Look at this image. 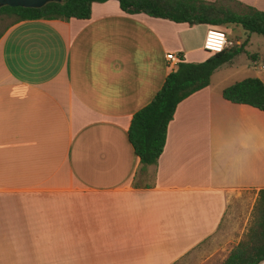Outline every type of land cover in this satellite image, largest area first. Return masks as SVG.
<instances>
[{
    "label": "crops",
    "instance_id": "0c3cea01",
    "mask_svg": "<svg viewBox=\"0 0 264 264\" xmlns=\"http://www.w3.org/2000/svg\"><path fill=\"white\" fill-rule=\"evenodd\" d=\"M237 1L264 11V0ZM206 29L107 0L86 19L5 31L0 264H221L240 238L219 243L230 198L264 188V111L224 100L209 80L175 106L154 164L126 136L175 68L166 54H211Z\"/></svg>",
    "mask_w": 264,
    "mask_h": 264
},
{
    "label": "trees",
    "instance_id": "16d2710c",
    "mask_svg": "<svg viewBox=\"0 0 264 264\" xmlns=\"http://www.w3.org/2000/svg\"><path fill=\"white\" fill-rule=\"evenodd\" d=\"M107 0H60L38 8L0 6V37L12 25L27 20L86 19L90 4ZM127 14L143 13L149 17L206 25L225 31L227 26L239 27L245 38L237 44L211 53L201 62H185L181 58L164 78L151 100L130 118L127 141L142 165L154 164L161 153L165 129L177 103L207 86L213 71L245 53L249 34L264 37V11L237 0H115ZM226 34V31H225ZM253 60V54H247ZM221 97L234 104H244L264 111V85L258 78H245L221 90ZM252 222L238 242L228 251L221 264H259L264 260V188L256 191L251 207Z\"/></svg>",
    "mask_w": 264,
    "mask_h": 264
},
{
    "label": "rangeland",
    "instance_id": "374dc122",
    "mask_svg": "<svg viewBox=\"0 0 264 264\" xmlns=\"http://www.w3.org/2000/svg\"><path fill=\"white\" fill-rule=\"evenodd\" d=\"M4 22H0V28ZM226 37L232 43L243 42L242 30L236 26H227ZM245 53L234 56L230 63L221 65L211 74L209 80L212 86H228L236 81L245 78H258L264 85V37L255 33L249 34L248 43L244 46ZM247 54L258 56L257 63L253 64ZM254 191L242 192L236 198L231 197L228 202L229 210L223 221H228L232 231L224 234L219 239V243L231 240L236 241L245 233L247 227L251 224V207L255 199ZM219 234H223L218 232Z\"/></svg>",
    "mask_w": 264,
    "mask_h": 264
},
{
    "label": "built area",
    "instance_id": "2783aa9c",
    "mask_svg": "<svg viewBox=\"0 0 264 264\" xmlns=\"http://www.w3.org/2000/svg\"><path fill=\"white\" fill-rule=\"evenodd\" d=\"M231 45L232 42L227 39L224 30L215 27H207L202 42L203 51L207 53H215ZM165 58L169 61L177 62V59L172 54H166Z\"/></svg>",
    "mask_w": 264,
    "mask_h": 264
},
{
    "label": "water",
    "instance_id": "95a60500",
    "mask_svg": "<svg viewBox=\"0 0 264 264\" xmlns=\"http://www.w3.org/2000/svg\"><path fill=\"white\" fill-rule=\"evenodd\" d=\"M60 0H0V6L38 8L47 2Z\"/></svg>",
    "mask_w": 264,
    "mask_h": 264
}]
</instances>
